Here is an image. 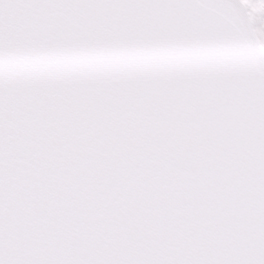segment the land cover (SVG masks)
<instances>
[{"label":"snow or ice","instance_id":"snow-or-ice-1","mask_svg":"<svg viewBox=\"0 0 264 264\" xmlns=\"http://www.w3.org/2000/svg\"><path fill=\"white\" fill-rule=\"evenodd\" d=\"M0 264H264V0H0Z\"/></svg>","mask_w":264,"mask_h":264}]
</instances>
